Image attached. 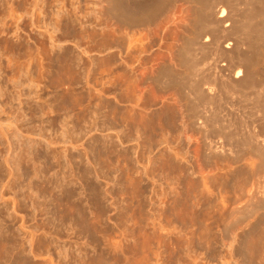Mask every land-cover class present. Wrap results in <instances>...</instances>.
<instances>
[{"label":"rangeland","instance_id":"rangeland-1","mask_svg":"<svg viewBox=\"0 0 264 264\" xmlns=\"http://www.w3.org/2000/svg\"><path fill=\"white\" fill-rule=\"evenodd\" d=\"M170 13L0 0V264H264V54L241 88L194 46L188 110Z\"/></svg>","mask_w":264,"mask_h":264},{"label":"bare ground","instance_id":"bare-ground-1","mask_svg":"<svg viewBox=\"0 0 264 264\" xmlns=\"http://www.w3.org/2000/svg\"><path fill=\"white\" fill-rule=\"evenodd\" d=\"M105 2H107L108 13L111 16H113L114 18H116L117 20H119L120 22H122L123 24H127L128 26L137 25V24H141L144 22H150L158 14H160L164 10L167 11L168 9H169V12H171L170 18H169L171 20L170 22L176 23V24H178V26H184V23H185V28L183 27L185 30V34H183V36H182L183 42L180 44V46L177 49L178 61L182 64L184 70L180 71L178 73L173 72L175 74L174 79H173V81H174L173 85L177 86V88H183L184 84L182 85V83H184L186 81V80L182 79L181 75L190 76V74H191L190 71L194 68V66H193L194 64H192V63H194V61L192 60V58L190 57L191 60L193 61L192 63H191V60L190 61L187 60V55L192 50V48H194V46L196 48H203V47L207 48L208 45H209V47L211 45L213 47V49L216 50L218 53H220L222 56L223 55H229L230 56V54H232L231 56H235V54H236V59L234 61L233 66L228 68L229 74L227 75V78L229 80H231L232 82H234L239 87L249 88L250 86L252 87V85H251L252 81L253 82L257 81V79L254 80L257 76L255 73L256 66L259 63L261 55L264 54V0H245L246 6H245L244 10L241 9V6L243 3H241L239 5L240 10L236 9V7H237L236 5L239 2L236 0L234 1L235 3L237 2L236 5H234L232 3V1H230V0H105ZM176 2H180V4L176 5L175 4ZM240 2H244V1H240ZM172 5H174L173 6L174 8L171 10L170 6H172ZM243 7H244V5H243ZM193 51L194 50H192V53H193ZM233 53H235V54L233 55ZM16 63H17V60H16ZM40 72H38V73H40ZM25 74H26V72H25ZM41 74H43V73H41ZM30 79H32V78H30ZM182 80H184V81L182 82ZM191 80H193V79L191 78ZM194 81H193V84L192 83L189 84V82H191L190 80L186 81V82H188V85H190V87L188 89L189 94H187L185 97L186 98L185 99L186 100L185 101V107H186V109L192 110V111L194 110V107H193L194 103L191 102L190 99L191 100L195 99V101L196 100H201V101L206 100V88L203 87V84H206V82L200 83V82H194ZM12 82L14 83L13 87L16 88L18 86L17 81L12 80ZM209 89H210V87L208 88V90ZM9 90H8V92H9ZM15 91H17V90H15ZM29 91H30V89H29ZM84 92H83V94H84ZM9 93H7V94H9ZM87 93H88V91H87ZM5 94H6V91H5ZM15 95H16V97H18L17 94H15ZM89 96H90V94H89ZM260 96H262V95H260ZM190 97H192V98H190ZM257 97H258V99L261 98L260 99L261 102L264 103V96L259 98V95H258ZM8 100H10V99H8ZM13 100H14V97H13ZM190 102L193 104H191ZM195 104H196V102H195ZM201 104H204V102ZM83 107H85V106H83ZM12 108H14V107H12ZM43 109L45 110V108H43ZM16 110H18V109H16ZM41 110L42 109H40L39 111L41 112ZM17 112H19V111H17ZM42 112H44V111H42ZM22 114H21V116H22ZM15 118H16V116H15ZM63 119L65 122V118H63ZM87 120H88V118H87ZM90 122H91V120H90ZM61 126H62V124H61ZM63 126H62V128L64 130ZM63 130H62V134L64 132ZM78 130H79V128H78ZM65 131H66V129H65ZM68 132L69 131H67V133L66 132L65 133L67 135L70 134V137L71 136L73 137L75 135L73 133L74 131H72V133L74 135H72V133L68 134ZM77 134H76V136H77ZM74 139H75V137H74ZM245 141L248 142V140H245ZM241 144H243V143H241ZM244 144H245V146L247 144L246 147L248 149L250 147H253V146L249 145L252 143H249V144L244 143ZM47 181H49V180H47ZM50 184H52V183H50ZM72 194L74 195V193H72ZM258 205L261 207H264V200L262 202H258L256 206L259 207Z\"/></svg>","mask_w":264,"mask_h":264}]
</instances>
